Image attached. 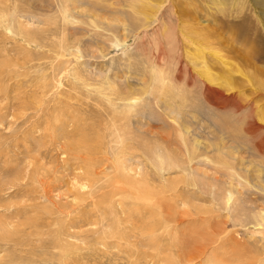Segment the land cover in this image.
I'll return each mask as SVG.
<instances>
[{
	"label": "rangeland",
	"instance_id": "374dc122",
	"mask_svg": "<svg viewBox=\"0 0 264 264\" xmlns=\"http://www.w3.org/2000/svg\"><path fill=\"white\" fill-rule=\"evenodd\" d=\"M153 2L0 0V264H264V28ZM199 41L252 108L187 84Z\"/></svg>",
	"mask_w": 264,
	"mask_h": 264
},
{
	"label": "bare ground",
	"instance_id": "6f19581e",
	"mask_svg": "<svg viewBox=\"0 0 264 264\" xmlns=\"http://www.w3.org/2000/svg\"><path fill=\"white\" fill-rule=\"evenodd\" d=\"M133 1H137V0H133ZM154 1L158 2L157 4L153 2L158 7L155 10V12L153 10V12L156 14V13L161 12V11H159L160 7L158 5H162L163 3L165 4V0L164 1L154 0ZM205 1L207 3V7L210 10H212L218 14L226 13L227 11H229L231 9V12L234 14V16L235 15L239 16V17L240 16H243V17H246V16L249 17L250 16L253 19L255 18V20L258 21L259 23H261V25L264 28V8H263V10L258 9L256 7V0H211V3H209V0H205ZM154 4L149 8V10H151L154 7ZM247 4L251 5V10L246 9V6H248ZM260 12H261V15H260ZM149 16H151V15H149ZM153 18H154V15H153ZM252 18H248L247 21L249 20L248 22H250L252 20ZM260 19H262V21H260ZM145 28H147V27H145ZM202 44H204V43H202ZM190 46L191 47L194 46V48L192 47L193 53L191 55L193 57H196L197 59L200 58L202 66L201 67H194L196 70L195 69L190 70L189 63L186 62L187 57L184 54H182V56H180V58L175 60L176 62H174L176 64L178 71H185L187 73L189 72L190 75H188V77H189L190 81L187 80V84H190V83L196 84L197 83L199 87H200V85H202L201 90H200L201 96L203 97L205 102L209 106H212V108H214L215 110H219V111L226 110L227 105L229 103H235V107H233V110H235L234 113L240 112L242 110L245 111L247 107L252 108L251 102H249L247 100H243L242 102L241 101L238 102V100H237L241 91L238 92L237 88L235 86H233L234 84L231 82L230 75H232L231 73H232L233 65L227 61L228 59L225 60V58L221 55L220 52L211 49V47L209 45H201L200 41H199V43L192 42ZM184 52H185V50H184ZM204 53H206V55L207 54L209 55L207 57H213L216 60H218L220 64H222L225 76L222 75V76L217 77V74H216V76L214 77V75L212 74V72L210 71V69L208 67V64L205 62V58L203 57ZM254 56H256V55H254ZM162 63H163V61H162ZM191 68H193V67L191 66ZM235 73L242 76V70H240L238 68L235 70ZM248 75L249 74L247 73L246 76H242V77L245 78L247 81H250ZM185 78H187V77H185ZM176 81H177V77H176V80H174V82H176ZM185 81H186V79H185ZM196 81H198V82H196ZM195 86H197V85H194L193 88ZM191 88H192V86H191ZM219 88L220 89L222 88L223 91H221ZM190 92H192V91H190ZM179 101H180V99H179ZM183 102H185V101H183ZM186 102H188V100ZM258 113H260V114H256V115L251 114L250 115V112H249V114H245V115L243 114V116H244L243 118L245 119V121L247 122V125L249 127V129L247 131L248 134H252L254 131L262 129L260 126L262 124L264 127V110H262V109H260V107H258ZM258 123H261V124H258ZM245 126H246V124H245ZM254 135H255V133H254ZM257 149L259 152L264 153V141L257 144ZM161 163L163 164V162H161Z\"/></svg>",
	"mask_w": 264,
	"mask_h": 264
}]
</instances>
